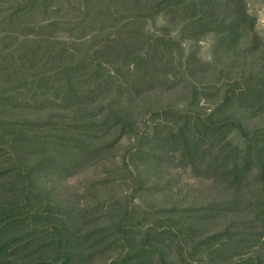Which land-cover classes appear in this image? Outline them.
<instances>
[{"label":"trees","instance_id":"16d2710c","mask_svg":"<svg viewBox=\"0 0 264 264\" xmlns=\"http://www.w3.org/2000/svg\"><path fill=\"white\" fill-rule=\"evenodd\" d=\"M54 1L26 0L21 8L15 9L7 22L16 21L21 14L33 13L35 10L45 13ZM87 1L86 12L94 17V20L87 22V26L91 28L93 35L83 43L87 48L83 49V53L75 47L61 46V42L52 38L51 34L58 29V22L54 21L40 29L47 30V36L40 31L34 33V30H30L29 33H34L35 38L39 37L34 40L36 45L30 53L22 52L14 64L6 62L5 56L0 55V161L10 159L6 165L0 162V187L8 184L12 187L9 190L17 196L15 204L8 209L0 205V239L11 231L15 235L11 239L0 241V260L7 259L9 251L16 249L20 253L35 246L34 249L50 255L47 260L49 264H84L87 261L84 251L93 252L92 249L105 243L107 238H97L91 233L82 234L79 228L83 225L80 209L69 202L68 197L61 199V194L58 190L55 191V187L90 163L107 156L108 151L114 149L122 138L139 129L137 120L143 119L150 111L140 106H136L137 110L131 112L120 106L116 109L115 106L121 100L119 97L109 104H103L102 110H94L93 105L101 94L110 90L108 87L117 85L119 89L116 94L121 92V87L127 85L117 76L123 73L124 67L108 69L104 64L113 65L122 57L133 56L135 45L143 49L149 46V42L141 40L140 29L128 22L124 28L127 38L121 43L114 41L110 46H98L94 50L92 40L102 31L101 21L115 0ZM172 1L174 4L177 2L179 9L188 14V21L182 32L190 25L199 34L206 35V32L211 31V28H207L212 26L216 39L212 46L211 62L200 63L197 67L202 74L201 79L193 81L189 92L190 101L185 110L170 107L160 115L159 111H152L153 115L157 114L152 118L155 130L148 133L141 128L135 132L139 142L131 158L136 162L141 161L139 165L145 166L138 170L143 180L141 187L146 184L151 189L162 180L163 177L158 173L166 167L189 169L199 179L216 181L221 185L222 192L233 193V199L224 203L212 201L207 204L205 211L200 208L182 209L181 204L174 201L171 209L175 216H180L179 219L155 217L153 222H150V213L143 214L146 211L142 212L138 206L118 200L113 205L114 208L104 216L107 223L114 220L112 223H115L117 234L122 235L112 243L123 242L124 254L111 264H214L217 260H234L240 253L250 256L230 261L231 264H264V137L260 138L257 134L250 140L248 130L245 132L240 127L241 122L233 120L231 116L235 112V106L240 103L252 115L264 109V71L261 69L252 74L249 71L240 77V81L226 83L221 79L218 87L217 82L215 86L207 83L212 70L223 72L231 64L229 60L236 55L237 41L247 38L249 34L245 32L247 28H242L244 21L239 13L243 4L240 0H225L220 8L230 10L233 15L228 20H221L219 15L215 18L216 9L207 16L201 15L214 0ZM9 28L10 25L5 31L8 32ZM90 41L92 43L88 45ZM172 41L175 40L171 39L170 43ZM46 44L48 49L36 56ZM175 44L182 45V40L175 41ZM55 45L61 48L52 51ZM159 49L149 46L142 52L145 58L141 56L135 62L138 66L134 70L128 67L129 80L126 83L132 85L129 86L132 88L129 92L134 90L137 96L143 95L145 89L168 82L172 55L168 52L167 60L160 62V54L163 59L164 52ZM221 52L222 59L217 56ZM189 59L196 65L195 57ZM241 60L239 54L232 62L246 65ZM14 67L18 69L14 70ZM30 69L34 73L27 78L20 79L17 76V71L30 72ZM170 83L173 85V82ZM138 86L140 89L135 90ZM212 89L217 93L214 96L221 93V99L219 98L208 118H204L199 113L200 98ZM126 101L131 107L133 100L127 98ZM112 103H116L115 106ZM28 112L38 115L48 113L44 120L14 119ZM219 116L221 118H217ZM236 126L247 137L244 147L226 142ZM13 158L19 161L22 159V162L23 159L28 160L29 164L24 162L25 167L21 169L12 163ZM254 168L257 169L255 176L251 173L256 170ZM153 176H158L156 181L151 180ZM252 176L255 178L254 183L260 186L261 193L255 201L250 202V207L253 208L251 213L259 226L258 231L262 229V232H247L237 239V232L234 234L231 230H223L220 235L197 238V242L192 243L194 239L190 237L201 230V225H197L201 221L191 222V219L203 220L205 216L201 218V212L216 216L240 209V213L244 202L241 193L247 182H250L248 177ZM17 179H21L26 186L15 187ZM40 193H46L47 198L41 197ZM227 205L233 207L229 209ZM250 224L253 221H243L241 228H250ZM173 251L174 255L171 253ZM156 255H160V258H156ZM204 256H207L206 260Z\"/></svg>","mask_w":264,"mask_h":264},{"label":"rangeland","instance_id":"374dc122","mask_svg":"<svg viewBox=\"0 0 264 264\" xmlns=\"http://www.w3.org/2000/svg\"><path fill=\"white\" fill-rule=\"evenodd\" d=\"M224 1L225 0H214L201 15L207 16L216 9L215 18L219 15L221 20L223 18L228 20L232 17L233 13L230 10L224 11V9L220 8V5H222ZM87 2V0H55L53 5L50 6L45 13L41 10H35L33 13L27 12L21 14L16 21L13 20L8 23L7 21L12 16L15 9L18 7L21 8V4L26 3V0H0V55L5 56L6 62L13 63L18 59V56L23 54L22 52H29L33 49L34 45H36L34 40H37L39 37L37 36L35 38L33 34L40 31L42 35L47 36L48 31L40 29H44L46 25L54 21L58 22V29L51 34L52 38L61 42V46L66 45L68 48L75 47L83 53V49L86 48L83 45L93 35V32L90 30L91 28L87 26L89 20H94L93 15L86 12L88 7ZM240 2L243 4V6L240 4L241 8L239 11L244 21V26L242 25V28H247L245 32H249V34L247 38L237 41V45L235 46L236 55L234 58L240 54L242 63L246 65H241L240 62L233 63L232 60L234 58L232 57L229 60L231 64L223 69V72L213 70L210 72L211 77L207 83L212 86H215L216 82L218 83L221 79L225 80L226 83H228V81H240V77L243 74H247L249 71L251 74L261 71V69L264 71V0H240ZM179 7L177 2L174 4L172 0H115L113 5H110L109 11L104 15V20L101 21L103 25L102 31L98 32L97 36L92 40L93 44H91V46L94 50L98 48V46H110L114 41L121 43L122 40L127 38L126 29H124L125 25L128 22L131 24L134 23V28L140 29L141 40L149 42V46L160 48L159 50L164 52L163 59L160 54V62H165L167 60L168 52L172 55L173 62H171L172 69L167 78L168 82L163 84L158 83V85L145 89V91L142 92L144 94L139 96L136 95L134 90L133 92H129L132 90V85L126 83L129 80L128 67L130 70H134L136 66H138L135 62L141 56L145 58V54L142 55V52L149 46H142L143 49H141L135 45L133 56L128 58L122 57L118 63L116 62V64L113 65L108 63L104 64L108 69L124 67L122 69L123 73L121 72L122 74L117 76L119 79L124 80L123 84L127 85L121 87V92H117L116 94V90L119 89L117 85L108 87L113 92L110 93V90H108L107 93L101 94L96 104L93 105L94 110L96 108L97 110H102L103 104H109L119 97L121 99L119 105L115 106L116 103H112V106H115L116 109L120 106L121 109H127V112H131L137 110L136 106H140L150 111L144 115L143 119L137 120L139 129L134 130L131 135L128 134L122 138L114 149L112 148L108 151L107 156L90 163L55 187V191L58 190L61 194V199L68 197V201L72 202L80 209L83 225L79 228L82 234L88 235L91 233L97 238L98 236L107 238L105 243L98 247H94L92 249L93 252L88 250L84 251L87 257V261H85L84 264H111L112 261L117 260L124 254L123 242L120 241L118 244L112 243L116 237L122 236L121 234H117L118 231L115 227V223H112L114 220L107 223V219L104 217L107 215V212L114 208L113 205L118 200H125L128 201L129 204L138 206L142 212L146 211L143 214L148 215L150 213V222H153L155 217H159L160 219H179L180 216L177 214L176 217L174 211L171 209L174 201L175 203H180L182 209L188 208L190 210V208H196V210H198L197 208H200L201 211H205L207 204L212 201L224 203V201L233 199V193L222 192L221 185L216 181L213 179H199L189 169L166 167L164 171L158 173L163 177L162 180L154 184L151 189H149V185L147 186L146 184L141 187L143 180L138 174V170L145 166L139 165L141 161L136 162L131 158L139 142L138 137H136L137 133L135 132H138L141 128L148 131V133L155 130L152 124V118L157 114L154 113L153 115L152 111H159L158 114L160 115L162 111L170 107L185 110L190 101L189 92L192 90L193 81L201 79L202 74L197 70V67L200 63L211 62L212 46L216 39L215 33L212 32V26L207 28V30L211 28V31L206 32V35L199 34L196 30L192 29L193 27L190 25L185 29V32H182L184 25L188 21V14L180 10ZM90 8L93 14L92 4ZM139 9H141V11ZM8 24L10 25V32L5 31L6 27L9 26ZM80 25L81 28L79 27ZM199 25L200 24H196V26ZM30 30H34V33H29ZM171 39H174L176 42L181 39L182 45L175 44V41L170 43ZM197 39H199V41H197ZM92 42L90 41L88 45ZM251 45H253V48ZM58 46L59 45H55L52 51H58L61 48ZM46 49H48L47 44L44 48L39 50L38 53H36L37 51L35 52L36 56L41 52H45ZM73 50L75 51V49ZM221 55L222 52L217 56L220 57ZM168 57L170 58L169 55ZM189 57H195L197 60L195 63L196 65H193V60L190 61ZM220 58L222 59L223 57ZM18 62H21V60H18ZM13 69L17 70L18 67H14ZM23 70L20 72L17 71V76L20 77V79H25L29 74L34 73L33 69H30V72L26 71L28 74ZM170 82H173V85ZM219 84L220 83H218L217 87ZM176 86L177 88H175ZM125 88L126 90H124ZM139 89L140 86L135 90ZM142 89L143 88H141V90ZM215 92L214 89H212V91L209 90L205 92L206 96L200 98L201 110H199V113L204 118H208L209 114L214 110L219 98L221 99V93H219V96H214L217 95ZM127 98H129L130 101L133 100L131 107H129L126 101ZM242 107H244L242 103L235 106V112L231 115L232 119L239 120L241 122L240 127L245 130V132L248 130L247 133L250 135V140H253L257 134L260 138H263L264 109L259 111L256 115H252L250 111ZM69 111H71V109ZM69 111H67V113ZM47 113L48 112H43L38 115L29 114L28 112L19 118H13L20 121L36 120L39 118L44 120L47 118ZM57 113L61 112H56V114ZM123 113H126V111ZM8 118L9 117H7V119ZM217 118H221V116ZM113 137L114 135H112V139ZM226 142L244 147L247 143V137L244 136L236 126L230 133ZM9 160L10 159H2L0 162L6 165ZM24 162L29 164L28 160L23 159L22 162V159H20V161L16 158L12 159V163L21 169L25 167ZM251 173L255 176L257 174V169L253 170ZM157 178L158 176H153L151 180L156 181ZM248 178L250 182H247V185L243 188L241 193L244 199L243 205H240L241 212L239 213L240 209H236L232 212L234 214L222 212L216 216L201 212V218H203V215L205 216L203 220L191 219V222L192 220L196 222L201 221L197 224L201 225V230H198L195 236L190 237V239H194L192 243H196L197 238L204 239L209 235H220L223 230H231L234 234L237 232V239H239L240 235L243 236L247 232H262V229L258 231L259 226L254 222V214L251 213L253 208L250 207V202L255 201V198L261 193L260 186L254 183L255 178L253 176ZM23 184L21 179H17L14 183L15 187L17 185V188L26 186V183ZM40 185H42V183H40ZM10 188L12 189L8 184L7 186L0 187V205L2 204L7 207V209L9 206L14 205L17 200L16 194L9 190ZM146 189H149V191H146ZM40 196L45 197L44 199L47 198L46 193H40ZM135 202L138 205L135 204ZM227 206L229 209L233 207L230 205ZM100 207H102V209H100ZM141 210H137V212ZM114 212L116 211H113V213ZM243 221L248 223L253 221V224H250V228H241ZM238 227H240V229H236ZM14 236V231H11L6 237L3 236L0 241H6V239H11ZM223 240L225 241V239ZM34 248L35 246H33V248L31 247L29 250L20 251V253L16 251V249H14L15 251H9L8 258L0 260V264H42V262L49 264L47 260L50 255ZM171 253L174 255L175 251ZM249 256L250 254L240 253L234 257V260L230 261L241 260ZM155 257L160 258V255H156ZM206 258L207 256H204L205 260ZM54 259L57 258L54 256ZM230 261L217 260L214 264H229Z\"/></svg>","mask_w":264,"mask_h":264}]
</instances>
